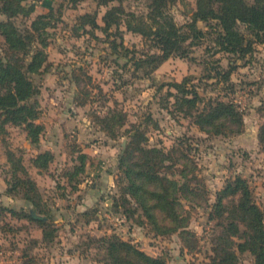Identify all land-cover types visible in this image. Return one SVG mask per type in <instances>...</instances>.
Instances as JSON below:
<instances>
[{
  "label": "rangeland",
  "instance_id": "rangeland-1",
  "mask_svg": "<svg viewBox=\"0 0 264 264\" xmlns=\"http://www.w3.org/2000/svg\"><path fill=\"white\" fill-rule=\"evenodd\" d=\"M26 4L33 6L31 15L13 19L20 31L29 29L38 15L47 16L48 22V65L32 76L39 89L36 122L43 132L34 145L18 126L4 124L0 129V264H63L73 256H79L78 264H105L99 240L109 236L166 264H211L217 237L227 222L212 214V205L229 180L243 179L264 213V152L258 137L264 123V40L255 41L252 50L240 57L219 50L208 27L215 22L198 21L205 35L184 43L188 57L175 52L156 69L148 64L138 68L136 59L158 52L148 39L128 30L126 22L133 14V24L149 23L148 0L113 2L108 7L93 0H26ZM113 6H121L126 15L120 16L118 26L107 29L102 16ZM195 9L196 0H171L167 7L181 32L187 31ZM85 14L100 27L82 25ZM5 20L0 14V22ZM239 29L250 37L244 26ZM3 48L0 35V54ZM230 66L227 81L208 77L213 68L224 73ZM184 78L191 79L205 99L233 103L242 115L241 129L207 134L193 118L177 111L168 95L175 90L167 84ZM133 125L144 130L148 147L164 151L174 147L187 156L185 170L197 178L188 186L197 194L191 196L195 202L181 200L185 229L155 233L130 197L125 206L120 200L125 181L118 160ZM45 152L51 155L47 167H35L33 160ZM16 164L25 171L17 169L16 176L28 177L36 186L42 216L49 219L47 240L38 224L18 217L32 207L21 188L7 191L16 181ZM237 197L230 195L223 204L231 208ZM182 230L188 231L185 240ZM232 250L237 264H254L248 251Z\"/></svg>",
  "mask_w": 264,
  "mask_h": 264
},
{
  "label": "trees",
  "instance_id": "trees-1",
  "mask_svg": "<svg viewBox=\"0 0 264 264\" xmlns=\"http://www.w3.org/2000/svg\"><path fill=\"white\" fill-rule=\"evenodd\" d=\"M93 1L98 6L108 7L110 3L121 4L125 0ZM170 1L148 0L149 23L141 20L140 23L133 24L132 21L136 20L133 14L126 22L128 30L148 39L158 52L143 59H136L134 63L138 68L148 64L152 69H156L175 52H182L181 57H188L184 52V43L205 35V32L198 29V21L207 24L215 22L214 26L208 27L215 33L214 41L219 50L235 53L240 57L252 50L255 41L264 40V0H196V9L185 32L180 31L168 14ZM32 12L33 6L26 4V0H0V14L6 18L0 22V35L5 43V48L0 54V129L4 124L18 126L26 133L29 142L35 145L39 143L43 126L36 122L40 116L39 89L33 83L32 76L40 74L48 65L45 51L47 16L38 15L31 22L30 28L24 31H20L13 22L14 18L29 17ZM122 15L126 14L121 6L109 8L102 16L104 26L107 29L110 25L118 26ZM82 19V25L87 24L92 29L100 27L91 15L85 14ZM240 25L250 33L249 38L240 31ZM251 37H254V40ZM232 69L230 66L227 72L222 73L213 68V76L210 74L208 77H222L227 81ZM167 86L175 90L174 94L168 92L169 98L174 100L175 109L184 116L193 118L202 132H238L243 126L242 115L233 103L205 99L197 92L191 79L184 78L180 83L171 82ZM113 120L120 125L124 123L114 117ZM102 121L109 122V119L103 118ZM132 127L134 128L129 132V141L118 160L125 181L120 200L125 206L129 203L127 197H130L155 233L164 235L185 229L187 220L183 216L185 210L181 200L195 202L191 196L197 194L188 186L190 181L197 183V178L194 172L189 176L185 170L187 156L174 147L170 151L148 147L144 130L135 125ZM258 137L264 152V123L259 129ZM8 158L13 160L10 152ZM49 158V152L39 154L33 160L35 167L45 169ZM80 159L83 166L85 155L82 154ZM17 169L25 174L23 168L16 164L13 169L16 181L7 191L21 188L24 198L32 207L28 213L22 212V216L18 217L38 224L43 239L47 240L51 236L47 229L49 219L42 216L43 210L36 186L28 177L18 178ZM164 173H169L173 178L169 179ZM230 195L238 196L237 203L227 208L223 200ZM212 207V214L227 222L222 224L223 230L217 237L218 244L214 249L215 256L211 258V264H237L232 248L240 252L248 251L254 259V264H264V213L253 202L245 181L240 177L229 180L217 193ZM182 231V239L185 240L183 236L187 235L188 231ZM99 241L104 244L105 264H166L162 258H153L133 244L115 236L101 238Z\"/></svg>",
  "mask_w": 264,
  "mask_h": 264
},
{
  "label": "crops",
  "instance_id": "crops-1",
  "mask_svg": "<svg viewBox=\"0 0 264 264\" xmlns=\"http://www.w3.org/2000/svg\"><path fill=\"white\" fill-rule=\"evenodd\" d=\"M67 259H68V261L63 259V261L65 260L63 264H69L71 262H73V264H78L80 262L79 256L68 257ZM67 262H69V263H67Z\"/></svg>",
  "mask_w": 264,
  "mask_h": 264
}]
</instances>
